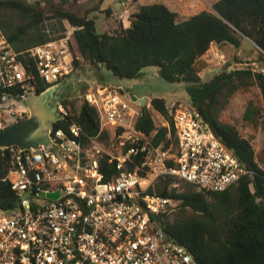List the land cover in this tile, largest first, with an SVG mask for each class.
<instances>
[{"label":"trees","instance_id":"1","mask_svg":"<svg viewBox=\"0 0 264 264\" xmlns=\"http://www.w3.org/2000/svg\"><path fill=\"white\" fill-rule=\"evenodd\" d=\"M77 2L80 0H0V28L12 48L24 53L64 37L67 23L75 28L70 47L76 75L100 70L109 71L119 80H131L139 78L145 69L158 68L167 82L184 84L191 107L202 113L221 143L251 174L223 192L198 190L185 181L181 190L175 187L177 177H160L147 194L178 203L172 220L168 212L162 213L163 225L199 264H264V168L257 162L252 139L220 118L241 91L258 87L264 99V0H220L213 6L215 12L202 11L190 17L173 12L161 2L129 0L127 3L136 6L129 16L130 26L125 28L120 22L117 29L101 35L88 13L81 15L72 10ZM213 44L219 49L245 48L244 54H235L233 63L203 79L197 65L207 62L208 67L214 62L210 57ZM49 87L38 82V94ZM71 100L64 103L75 108ZM151 106L168 126H158L145 106L135 122L136 131L154 148H176L173 117L166 100L153 98ZM260 113V108L250 102L243 119L258 125ZM73 123L82 128L84 144L111 137L108 128L101 129L96 107L86 100L71 117L60 119L55 128L68 132ZM144 157L145 153L140 152L122 171L145 177L148 169L142 167ZM117 163L107 154L99 159L105 181L122 172ZM12 167L10 150H0V208L5 211L15 208L18 202L11 185L3 181Z\"/></svg>","mask_w":264,"mask_h":264},{"label":"built area","instance_id":"2","mask_svg":"<svg viewBox=\"0 0 264 264\" xmlns=\"http://www.w3.org/2000/svg\"><path fill=\"white\" fill-rule=\"evenodd\" d=\"M71 36L18 53L0 28V129L28 117L25 102L38 95V82L53 86L75 74ZM214 46L216 59L223 60ZM84 96L98 110L101 129H122L118 138L131 144L123 157L109 155L120 171L142 152V167L156 178L174 176L202 191H226L251 174L195 107L169 106L177 146L164 151L136 131L133 105L139 102L122 88L92 86ZM57 111L61 119L72 116L63 102ZM50 135L52 148L8 149L13 167L3 181L18 202L0 213V264H199L165 230L162 213L172 201L148 195L150 184L137 172L105 181L99 170L104 153L95 139L83 143L78 124ZM55 193L56 199L48 197Z\"/></svg>","mask_w":264,"mask_h":264},{"label":"rangeland","instance_id":"3","mask_svg":"<svg viewBox=\"0 0 264 264\" xmlns=\"http://www.w3.org/2000/svg\"><path fill=\"white\" fill-rule=\"evenodd\" d=\"M31 1V0H30ZM129 0H87L86 2H77L72 4L71 8L73 11L85 15L89 14L90 19H94L96 22V31L99 35L109 33L110 31L117 29L120 22L124 24L125 27L129 26L128 18L130 14L136 11L135 5L131 2L127 3ZM140 3L146 2H161L164 3L170 10L177 12L184 17H190L196 15L202 11H213V6L220 0H139ZM119 2H125L126 5L122 6ZM127 12V13H126ZM119 17H126L124 20H120ZM68 35H72L73 29L66 23ZM72 37V36H71ZM249 51V50H247ZM246 51V52H247ZM214 51L211 50V65L207 62H199L197 65L200 75L203 79L209 78L215 72L220 71L227 65L225 58L223 60H218L215 57ZM234 57L232 56L230 62H234ZM227 61V60H226ZM109 86L112 88L121 87L123 91L128 93V91L134 96L146 97L148 99L146 107L151 111L158 126H168V122L161 116L158 112L153 110L151 106V101L153 98H163L167 102V106L172 103H178L185 107H191L189 96L187 93L186 86L184 84H174L169 83L160 76V70L158 68H148L145 69L142 75L137 79L131 80H119L114 76L105 73L104 71H85L81 75H72L69 79L57 84L54 88L46 92L42 97L41 102L43 103L46 110L49 113L55 114L61 119V115L57 111V103L65 102L71 100L72 104H69L71 112L74 110H79L82 102L85 100V91L88 86ZM52 87V86H50ZM49 87V88H50ZM129 94V93H128ZM143 97V98H144ZM253 102L258 108H260L261 113L258 117V125H254L249 122H245L243 117L248 107V104ZM140 103V101H139ZM139 103L133 105L138 107V113H141V104ZM221 121L227 124L235 126L242 136L252 139V144L255 149L257 162L261 168H264V99L262 97L261 91L258 87H252L250 89L241 91L237 93L229 102L226 109L221 114ZM111 133L110 139L107 141H97L98 146L102 153L110 155L112 158H121L126 155L125 148L131 144L120 140L118 133L111 127H107ZM172 150H175L172 147ZM153 171H147L144 179L146 184H150L152 188L160 177H155ZM144 183V184H145ZM186 183L180 179L176 180L175 187L184 190ZM148 188V189H150ZM198 189V188H195ZM199 190V189H198ZM178 203L172 202V205L168 209V214L170 219H173L174 213L177 211Z\"/></svg>","mask_w":264,"mask_h":264},{"label":"water","instance_id":"4","mask_svg":"<svg viewBox=\"0 0 264 264\" xmlns=\"http://www.w3.org/2000/svg\"><path fill=\"white\" fill-rule=\"evenodd\" d=\"M213 11L215 12L214 9ZM108 73L111 74L109 71ZM55 86L48 88L41 94L28 97L25 102L29 112L28 117L0 129V150L6 151L16 147L20 151H38L42 147H53L54 143L50 131L55 128L60 118L55 114L49 113L41 99L46 92ZM133 101H140L141 107H145L148 99L146 97L139 99L134 96ZM41 196H44V194L42 193ZM58 196L59 193L48 195L50 199H56ZM1 212L5 211L0 208Z\"/></svg>","mask_w":264,"mask_h":264},{"label":"crops","instance_id":"5","mask_svg":"<svg viewBox=\"0 0 264 264\" xmlns=\"http://www.w3.org/2000/svg\"><path fill=\"white\" fill-rule=\"evenodd\" d=\"M87 0H80V2H86ZM117 1H119V0H117ZM122 6H125L126 5V3L125 2H123V3H121V2H119ZM146 3H151V2H146ZM135 9H136V7H135ZM127 13V12H126ZM131 15V14H130ZM120 18V20H124L125 18L123 17H119ZM128 21H129V18H128ZM123 24V23H122ZM123 26H124V24H123ZM129 26H130V22H129ZM129 26H127V27H125V28H128ZM75 31V29H73V32ZM73 34V33H72ZM214 48H217L218 50H219V52H220V54L221 55H223V57L225 58L224 60H225V62H227L226 64H228V62H230V59H231V57L232 56H234L235 54H237L238 56H241L242 54H244V52H243V50L245 49H241V50H239V51H236L234 48H232L231 46H225V47H223L222 49H219V47L218 46H214ZM227 60V61H226ZM226 66V65H225ZM109 74V73H108ZM94 86V85H93ZM95 86H97V85H95ZM89 87L90 86H88V88L86 89V91H85V93L87 92V90L89 89ZM121 88V87H120ZM128 93L132 96V97H134V95L135 94H132V93H130L129 91H128ZM145 96V95H144ZM144 96H142V97H139V99H142Z\"/></svg>","mask_w":264,"mask_h":264}]
</instances>
